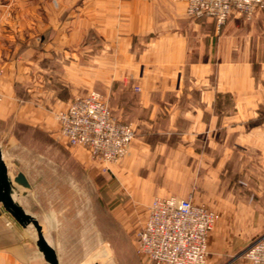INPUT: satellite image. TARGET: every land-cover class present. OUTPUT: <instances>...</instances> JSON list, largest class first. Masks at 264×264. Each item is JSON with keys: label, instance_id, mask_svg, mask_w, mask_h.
<instances>
[{"label": "crops", "instance_id": "1", "mask_svg": "<svg viewBox=\"0 0 264 264\" xmlns=\"http://www.w3.org/2000/svg\"><path fill=\"white\" fill-rule=\"evenodd\" d=\"M112 87L114 108L136 132L119 168L128 176L133 170L138 196L218 198L224 150L249 151L232 162L242 186L232 190V218L215 224L208 250L215 264H250L236 253L264 236V11L251 19L234 12L218 29L212 18L196 19L175 0H0V124L8 128L15 174L26 175L30 194L34 178L12 150L26 151L20 138L26 126L57 140L47 143L57 152L44 159L40 181L81 177L95 188L97 176L105 188L109 171L102 165L95 174L100 162L67 143L56 113L76 96ZM92 193L89 208H26L60 264L85 261L72 253L87 245L84 231L110 233L109 197ZM43 202L58 204L54 197ZM9 221L0 212V264H31L26 237H17Z\"/></svg>", "mask_w": 264, "mask_h": 264}, {"label": "built area", "instance_id": "2", "mask_svg": "<svg viewBox=\"0 0 264 264\" xmlns=\"http://www.w3.org/2000/svg\"><path fill=\"white\" fill-rule=\"evenodd\" d=\"M175 1L183 2L186 12L196 19L212 18L218 29L234 12L251 19L264 11V0ZM56 118L67 143L86 148L105 170L130 153L136 135L133 124L120 120L98 90L76 96L57 111ZM219 217L215 209L191 197L156 195L136 233L138 251L148 264H206L210 232ZM243 256L250 264H264V236L247 246Z\"/></svg>", "mask_w": 264, "mask_h": 264}, {"label": "rangeland", "instance_id": "3", "mask_svg": "<svg viewBox=\"0 0 264 264\" xmlns=\"http://www.w3.org/2000/svg\"><path fill=\"white\" fill-rule=\"evenodd\" d=\"M113 89H115V87H112V92L110 93H101L106 97L109 105L115 112L114 114L120 120L132 123L131 120L120 117L118 111L114 108V104H117L118 99L117 95L113 93ZM7 131L8 128L5 125L0 124V146L2 148L3 155H5L8 162H10L9 170L11 174L14 175L17 168L13 165V161L11 159L12 156L9 155V151L11 149L7 151L5 145L7 139L6 133H8ZM21 133L22 134L20 138L22 141L26 140V151H23L20 148L15 149L14 147L12 150L18 155V157H20L24 167L27 168L28 172H30V175L34 178V188L31 194L29 193V189L27 190L26 194L16 195L17 200L25 208L35 212H37L41 207L43 209L67 208L69 210H76L77 208L79 209L82 207L91 206L89 204H85L90 198L93 197V191H95L96 197L97 193L102 194L103 192L105 198L109 197V206L111 210L110 233L104 235V238H102V235L97 234L94 229H88L84 231L88 233L87 245H79L80 247L74 246L72 248V253L76 258L78 257L84 259L87 257L85 261L79 264H91L93 261V264H148L146 258L138 251L136 233L146 217L148 205L151 203L153 197L138 196L137 189H140L141 185H137V183L134 182L133 170L128 176L126 175V170L124 171V169L119 168L122 166L123 162L130 157L129 155L131 150L130 153L124 158L109 164V167L111 166L112 170H105V173H108L107 171H109V178H105L104 189L101 185L102 182H99L102 178H98L97 176L95 188H93L90 182L86 184V182L82 180L83 178L81 177H79L77 180H66L60 183L55 181L46 182L43 180L40 181L37 173L40 172V168L45 169V158L55 157L57 150L48 147L47 143L57 140H55V138H52V140L48 135L43 134L42 131L30 128L28 126H26V132L23 130ZM247 153H249V151L246 149L224 150L222 191L220 193L222 196L218 198L202 197L194 200L195 202H205L219 213L220 217L216 223H218L223 218L228 220L232 218L230 213V202L232 200L231 193L232 190L236 191L238 186H242V184L240 182L238 183L237 181L236 175L238 173L236 171H232V162L236 161L238 158L245 159L247 157ZM98 165L100 168H98L97 165L95 166L96 175H98L99 169L101 170L102 168L101 163ZM34 173L37 175H34ZM78 175H82L81 171L78 172ZM107 183L108 186L106 185ZM242 189L244 192L246 191V188ZM53 197L58 201L56 206L51 207L44 204V200L53 199ZM8 217L15 224L14 226L17 229L16 236L18 237L20 234H22L23 237H26V241L30 245L29 247L31 255L35 256V258H32L31 264H40L42 258L39 259L36 255L42 254L39 252L36 245L35 228L32 225L23 227L17 224L9 214ZM93 234H95L94 237H92ZM98 236L101 239H99ZM99 240L101 241L99 242ZM228 254V259H235L234 256L231 257V255ZM236 254H238L237 256H243L242 251ZM94 257H99L100 260H93ZM210 257L211 256L209 252L206 264H215L214 262L210 261ZM78 262L79 261H77V263Z\"/></svg>", "mask_w": 264, "mask_h": 264}, {"label": "water", "instance_id": "4", "mask_svg": "<svg viewBox=\"0 0 264 264\" xmlns=\"http://www.w3.org/2000/svg\"><path fill=\"white\" fill-rule=\"evenodd\" d=\"M31 183L22 171L12 175L4 160L0 146V212L8 213L19 225H32L36 230V245L48 264H60L57 251L45 235L39 219L17 200L16 195L26 194Z\"/></svg>", "mask_w": 264, "mask_h": 264}, {"label": "trees", "instance_id": "5", "mask_svg": "<svg viewBox=\"0 0 264 264\" xmlns=\"http://www.w3.org/2000/svg\"><path fill=\"white\" fill-rule=\"evenodd\" d=\"M114 112V111H113Z\"/></svg>", "mask_w": 264, "mask_h": 264}]
</instances>
